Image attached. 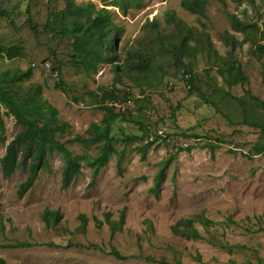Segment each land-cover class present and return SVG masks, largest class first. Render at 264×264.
I'll list each match as a JSON object with an SVG mask.
<instances>
[{"label": "rangeland", "instance_id": "rangeland-1", "mask_svg": "<svg viewBox=\"0 0 264 264\" xmlns=\"http://www.w3.org/2000/svg\"><path fill=\"white\" fill-rule=\"evenodd\" d=\"M135 1L115 0L120 7L106 6L114 26L107 29L105 43L113 40L117 46L115 53L97 51L115 59L93 69L72 65L74 36L63 33L70 19L60 14L63 0H0V10H6L5 15L0 13V45L22 46V57H0V74L32 69L33 76L22 81L21 89L41 86L44 104L54 108L59 122L68 123L57 138L73 154L95 156L100 150L101 141L69 142L77 135L89 136L85 131L89 123L102 118L99 96L109 90L118 92L116 101L107 99L103 104L111 101L108 105L125 115L111 124L116 151L93 184L91 169L81 161L80 173L62 189L63 159L56 151L47 154V168L39 169L22 197L17 196V189L26 179L27 168L19 166L8 178L0 169V257L6 264H160L147 257L170 263L180 260L182 264H257L251 249L257 250L264 264V232L245 230L246 226H264V155L253 154L255 144L264 145V115L249 100V108H254L252 118L260 126L240 124L241 108L226 95L240 97L249 90L264 101V41H257L258 33L231 30L227 15L236 14L264 29V0H224L225 6L210 0L204 15L185 10L181 0H141L138 5ZM74 2L93 3L95 10L102 7L100 0ZM226 31L242 43L232 55L223 41ZM183 36L189 52L179 60L175 52ZM79 38L92 48L94 36ZM257 44L263 50H258ZM134 51L149 60L128 57ZM117 62L119 73L115 72ZM237 64L247 81L229 88L217 68ZM184 71L192 74L191 88L181 79ZM61 80L64 91L54 88ZM197 90L214 105L205 103ZM2 118L5 131L0 156L22 129L12 116ZM181 132L199 138L186 139ZM127 135L132 136L130 140ZM205 136L221 138L224 143L211 155L202 147ZM189 144L195 147L176 153L165 166L159 190L153 193V177L162 161L178 146ZM146 145L142 159L139 149ZM46 209L60 213L56 224L50 221L46 225ZM122 211L124 223L111 233L106 214L118 223ZM80 214L87 218L84 227ZM200 215L217 223L205 227L197 220ZM183 218L193 219L203 239L172 231ZM113 251L125 257H116Z\"/></svg>", "mask_w": 264, "mask_h": 264}, {"label": "trees", "instance_id": "trees-1", "mask_svg": "<svg viewBox=\"0 0 264 264\" xmlns=\"http://www.w3.org/2000/svg\"><path fill=\"white\" fill-rule=\"evenodd\" d=\"M64 8L61 10L60 14L63 18L67 16L70 18L67 20L64 32L65 34H70L74 36L73 38V53H72V65L91 67L95 69L98 63H112L115 58L111 56H104L98 53V49H106L109 53H115L116 43L111 40L110 44L105 43L107 29L114 26V21L111 18V12L106 8L107 5H115L120 7L123 12H126L125 6L115 0H110L113 2H108L109 0H100L102 7L95 10L93 3L87 4H75L74 0H63ZM122 1V0H121ZM141 0H136V5L139 4ZM210 0H181L180 5L185 10L192 14L204 15L205 6ZM223 6H225L224 0H216ZM240 1V0H234ZM253 2L254 0H249ZM109 3V4H108ZM96 12V14L94 13ZM0 13L6 14V10L1 9ZM245 13V10H244ZM230 22V28L233 31L246 33L252 32L254 35L259 34V39L257 41H264V29H260L257 23L249 22L246 19L239 18L236 14L228 13ZM170 21L174 22L175 18L173 15L170 16ZM179 24V21H176ZM190 33V31L188 32ZM87 35L89 37H95L94 42H92V48L89 49L88 45L83 42L79 36ZM223 41L230 46V55L232 51L240 46L242 43L238 41L232 34L225 32L223 35ZM208 43L209 40H208ZM188 44L186 42V36L182 37L180 44L176 47L175 55L181 58L185 53L189 52ZM256 48L258 50H263L261 44H257ZM196 50V48H194ZM146 55V53L144 54ZM0 57H5L9 60L13 58L22 57V46L10 45L4 46L0 45ZM130 58H137L139 61L149 60V57L141 55V52L134 51L132 55H128ZM35 67V66H34ZM120 64L116 63V73L120 72ZM219 74L222 76L223 81L227 87H233L238 84H243L247 81V76L244 74L242 67L237 64L233 65H219L217 68ZM190 74V78L187 80L189 87L193 85L192 74L190 71H184ZM33 76V71L31 68L25 70L17 69L14 71H4L0 74V142L4 143V121L2 116H12L16 123L20 124L22 129L18 131L13 139H11L5 146V151L3 155L0 156V169L2 176L8 178L12 173L19 167H26L28 170L26 179L22 181L17 189V196L22 197L26 191L30 189L33 182L37 176L39 169L47 168L48 156L50 152H58L63 159V166L61 171L60 186L62 189H66L75 180L76 176L80 173L82 165L81 161H86V166L91 169V180L90 183L93 184L95 178L99 175L100 170L109 161L112 154L115 153V148L113 142L115 137L110 133L111 124L118 118H124V114L121 112H116L112 106L103 104L107 99H113L116 101L118 92L114 90H109L104 96H99L98 106L103 110L104 114L100 121L89 123L86 128V133L89 136L85 137L83 135L74 136V138L69 139V142H82L96 144L102 142L100 150L97 155L92 156L88 153L83 154H73L71 150L57 138V134L64 133L67 122H59L55 114L54 108L48 104H44V98L40 95L41 86L36 85L32 87L31 85L26 88V90L21 89V83L23 80H29ZM160 76L157 77V83L155 87L157 88L160 83ZM54 88L64 91L62 80L54 84ZM197 95L207 104L214 105L211 100L200 90H197ZM228 96L234 99L241 108L242 119L240 124H244L251 127H259L260 125L252 118L253 107L249 108V105L259 107L264 115V101L252 95L249 90L245 91L244 96L236 97L227 92ZM248 96V99L246 98ZM98 97V95H97ZM250 100V104H249ZM183 138H199L198 134L181 132ZM132 136H126V139L130 140ZM206 142L202 147L206 148L211 155L213 152L224 143L221 138H209L205 136ZM210 139H214L210 141ZM151 145V142H147ZM195 146L192 144L186 145L184 147L178 146L176 152L170 154V156L164 159L156 171L153 177V184L151 186V191L157 193L160 184L165 178V166L167 163L171 162L176 153L180 151H190ZM142 159L145 157L147 145L142 146L140 149ZM231 153H235L234 150H229ZM263 154L264 155V145L255 144L253 147V154ZM242 156L250 158L249 154L241 153ZM81 226L84 227L86 224V216L80 214ZM257 220H261V216H255ZM60 219V213L57 211L45 210L43 213V220L46 225L56 224ZM106 222L110 226L111 233L120 230L124 223V213H120L118 223L111 221L109 219V213L106 214ZM198 222L203 226L207 227L217 222L212 219L205 217L203 215L198 216ZM228 222L233 223V220L228 218ZM192 218H183L176 222L172 227L174 233H180L182 236L191 239H203L193 225ZM264 224V223H263ZM182 227V228H180ZM245 230L247 232H264V226L261 224L257 225L256 228L251 226H246ZM219 246L231 251L232 248L224 244L219 243ZM256 257L257 264H263L262 259L258 256L256 249H251ZM116 257L124 258L125 256L120 255L118 252H112ZM148 260L152 262H158L160 264H182L180 260H176L174 263L168 262L164 258L156 259L154 257H147ZM196 259L199 260L200 256L197 254ZM0 264H6L5 260L0 257ZM19 264V263H18ZM251 264V263H249Z\"/></svg>", "mask_w": 264, "mask_h": 264}, {"label": "built area", "instance_id": "built-area-1", "mask_svg": "<svg viewBox=\"0 0 264 264\" xmlns=\"http://www.w3.org/2000/svg\"><path fill=\"white\" fill-rule=\"evenodd\" d=\"M44 65L49 67V63L48 62H44ZM32 66H36L35 63H32ZM54 74L57 75V71H54ZM190 78V74H188L187 72H182V76L181 79L187 84V87H189V84L187 83V80ZM107 104H112V102H108Z\"/></svg>", "mask_w": 264, "mask_h": 264}, {"label": "clouds", "instance_id": "clouds-1", "mask_svg": "<svg viewBox=\"0 0 264 264\" xmlns=\"http://www.w3.org/2000/svg\"><path fill=\"white\" fill-rule=\"evenodd\" d=\"M117 42V41H116ZM116 46H117V44H116ZM108 105V104H107Z\"/></svg>", "mask_w": 264, "mask_h": 264}, {"label": "water", "instance_id": "water-1", "mask_svg": "<svg viewBox=\"0 0 264 264\" xmlns=\"http://www.w3.org/2000/svg\"><path fill=\"white\" fill-rule=\"evenodd\" d=\"M116 44H117V42H116Z\"/></svg>", "mask_w": 264, "mask_h": 264}]
</instances>
